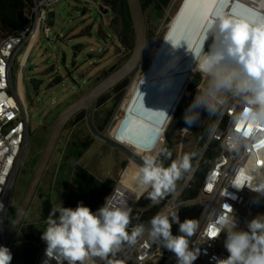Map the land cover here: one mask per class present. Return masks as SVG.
<instances>
[{
    "label": "rangeland",
    "instance_id": "1",
    "mask_svg": "<svg viewBox=\"0 0 264 264\" xmlns=\"http://www.w3.org/2000/svg\"><path fill=\"white\" fill-rule=\"evenodd\" d=\"M113 1L112 5H104L98 0H59L51 7L55 11L51 33L48 38L42 36L33 48L26 66L24 83L28 85L29 90L26 102L29 106L31 135L27 155L19 167L12 190L13 206H18L20 203L35 163L60 111L92 86L104 70L110 71L113 66L123 63L132 50L134 34L126 39V45L119 41L120 33L123 31L120 0ZM158 1L151 3L145 9L149 44L145 64L138 72L129 76V84L103 133H109L111 123L123 114V103L127 97L128 87L143 75L145 67L153 58L162 33L169 26L176 5L181 0ZM1 37L0 35V39ZM33 78L40 80L37 87L31 81ZM197 84L194 80L170 121L175 154L179 153L181 136L180 128L176 129L177 122L179 120L184 122L185 109L196 93ZM205 84L206 81L203 85ZM122 86L108 91L100 101L96 102L93 114L96 125L105 122L107 115L115 106L116 98L123 90ZM85 114L86 112L79 120L72 118L73 120L63 130L22 226L41 223V194L51 199L54 204L61 203L67 207L68 196L81 173L88 171L111 183L126 165L128 156L94 136L87 124ZM207 120L208 113L201 109L200 119L195 124H188L190 130L198 133L206 125ZM194 138L191 132L186 135L182 156L189 154L195 144ZM252 208L259 214H264V198L256 199ZM136 210L140 211V209ZM240 212L244 213V210L241 209ZM11 220L12 213L8 209L4 214V230ZM238 225L240 228V217ZM224 239L223 234L218 247L227 252L223 246ZM21 240L22 237L18 232L8 247L11 253Z\"/></svg>",
    "mask_w": 264,
    "mask_h": 264
},
{
    "label": "clouds",
    "instance_id": "2",
    "mask_svg": "<svg viewBox=\"0 0 264 264\" xmlns=\"http://www.w3.org/2000/svg\"><path fill=\"white\" fill-rule=\"evenodd\" d=\"M210 35L212 43L205 52L204 43ZM165 42L170 44L167 37ZM170 46L172 55L180 49L177 45ZM176 60L178 62V57ZM194 60L195 70L206 79V84L197 86L184 112L185 124H195L200 119L201 109L208 116L214 114L227 96L244 101L250 118L264 120V25L246 29L222 19L218 24L210 26L201 51L195 55ZM209 131H212L211 126ZM157 142H162L159 136L147 151H152ZM159 155L170 157L171 153L167 148H161L156 156L145 157L143 166L136 174L140 187L137 199L147 191V198L153 205L159 204L166 195L174 194L176 182L185 173H189L188 178L191 179L190 173L193 171L191 159L194 154H184L167 167L157 163ZM232 187L237 190L248 187L264 195V189L253 188L238 180H233ZM149 188L151 191H148ZM111 196L106 197L104 204L95 212L79 203L75 208L64 207L61 203L54 204L40 237L46 244L42 264H50L53 260L56 264H86L91 257L104 258L124 242L134 244L137 237L146 230L154 242L161 243L163 248L174 254L176 264H194L199 258L201 248L189 247L190 238L199 229L197 218L186 217L181 221L178 211L157 213L148 221L147 229L141 223L129 232L131 209L113 205ZM224 196L236 198L234 193L227 190ZM222 209L201 234V244L209 243L221 233L224 234L223 246L228 255L224 258L214 256L216 264H264V214L254 216L241 229L232 206L224 202ZM173 224H178V233L175 235L172 233ZM204 254H207L206 249ZM11 260V251L6 246H0V264H10Z\"/></svg>",
    "mask_w": 264,
    "mask_h": 264
},
{
    "label": "built area",
    "instance_id": "3",
    "mask_svg": "<svg viewBox=\"0 0 264 264\" xmlns=\"http://www.w3.org/2000/svg\"><path fill=\"white\" fill-rule=\"evenodd\" d=\"M59 0H23L24 13L28 18V23L21 30H14L13 33L5 35L0 39V232L4 230V214L12 205V190L16 180L19 167L27 155L31 135V121L29 118V106L26 102V92L24 77L27 72L26 66L33 48L37 45L42 36L48 38L51 33V26L46 23L48 11ZM264 25V14L258 18L255 24H251L246 29L256 28ZM210 42L205 48L208 51ZM196 81L197 86H203L206 81L199 72L194 71L188 87ZM197 88V87H196ZM186 90V91H187ZM186 93V92H185ZM184 97V96H183ZM183 99V98H182ZM182 104L180 101L178 107ZM176 108L174 114L176 113ZM247 105L238 98L227 96L224 104L212 115L208 116L206 125L198 133L190 130L188 124L180 127L181 136L179 153L175 154L173 160H178L182 156L183 143L186 135L191 132L195 137V144L189 154H194L191 159L193 171L190 173L191 179L198 169L201 159L213 141L216 142L217 151L207 170L206 178L200 188L199 195L195 199L180 201L179 197L183 190L190 184L189 173L176 182L174 194L165 196L163 206L158 213H171L178 211L183 204L198 203L200 212L198 215L199 229L190 238L189 247H200L201 255L194 261V264H216L214 256L224 258L227 252L218 247L220 236L209 243L201 244L202 230L214 219L215 214L222 211L224 202L230 204L234 210L237 220L240 217L241 229L246 227V222L254 216L260 215L253 210L252 206L256 199L264 198L257 192L251 191L248 187L237 190L232 187L233 180L246 183L253 188L264 189V120L250 118ZM173 114V116H174ZM212 131H209V128ZM239 126V131L237 130ZM167 128V127H166ZM165 130L162 132L160 141L157 142L152 151L153 142H145L142 153L139 156L144 160L147 156H156L165 142ZM247 133V135H245ZM133 163L138 168L143 165L134 159L128 158L126 165ZM119 173L115 183L106 197L111 196V203L115 206L140 209L143 211L153 204L141 207L137 202V194L140 187L136 176H128L123 179ZM227 190L235 194V199L224 196ZM145 193V192H144ZM143 193V194H144ZM140 197V196H139ZM244 210L241 213L240 210ZM148 221H139V217L134 224L128 227L131 232L137 224H144L149 227ZM174 235L177 233H173ZM46 244L41 246L40 252L34 264H42L45 259L44 250ZM204 249L207 254H204ZM176 264L174 254L161 246V243L154 242L147 230L140 236L134 244L122 243L114 248L104 258L91 257L86 264ZM50 264H56L53 260Z\"/></svg>",
    "mask_w": 264,
    "mask_h": 264
},
{
    "label": "bare ground",
    "instance_id": "4",
    "mask_svg": "<svg viewBox=\"0 0 264 264\" xmlns=\"http://www.w3.org/2000/svg\"><path fill=\"white\" fill-rule=\"evenodd\" d=\"M179 3L181 7L175 9L166 34L170 44L163 42L159 49L155 48L151 69L128 88L125 98L128 104L109 127L108 134L114 140L131 146L138 155L145 142L161 137L170 123L187 90L195 70L194 57L201 51L210 26L226 19L247 27L264 14V0H181ZM209 42L212 43L211 35L204 49ZM170 45L180 49L172 55ZM138 170L133 163L128 164L123 179L136 176Z\"/></svg>",
    "mask_w": 264,
    "mask_h": 264
},
{
    "label": "trees",
    "instance_id": "5",
    "mask_svg": "<svg viewBox=\"0 0 264 264\" xmlns=\"http://www.w3.org/2000/svg\"><path fill=\"white\" fill-rule=\"evenodd\" d=\"M98 1H101L104 5H112L114 3L113 0ZM155 1L156 0H141L144 10L147 8V6H149ZM24 7L25 6L23 0H0V35L2 37L14 32V30L11 28V25L17 21V13L20 10H23ZM120 9L123 23V31L121 32L122 34L120 33L121 36L119 38V41L123 45H126V39L131 38V35L133 34L132 20L126 0H120ZM197 80L198 78L195 79V81ZM123 81V90L120 95L116 98L117 101L115 100L116 103L113 110L107 115V118L105 119V122L102 125H96L100 131H103L106 125L109 124L111 117L114 113L115 107L121 101L122 95L124 94V91L129 84V77L125 78ZM119 87L120 85L117 84L111 90L118 89ZM103 95L100 96L97 101H100ZM84 112H86L85 109L81 110L73 117V119L79 120L83 118ZM73 119H71L70 121H72ZM170 124L171 123H169L166 128V142L162 148H167L171 155L170 157L166 155H159L157 157V163H162L164 167H167L171 163V160L175 155L171 140L173 133L170 132ZM184 125H186L185 122L179 120L177 122L176 129H179ZM215 146L216 142L213 141L208 150L205 152L203 158L201 159L198 169L192 177L190 184L183 190L182 194L180 195V201H186L198 197L200 188L206 178L207 170L210 167L212 160L216 156L217 151L215 149ZM114 182L115 181L113 180L111 183H107L88 171L81 173L76 178L73 188L71 189V192L68 196L67 207L75 208L79 203L87 206L91 211L95 212L100 206L104 204L105 198L112 189ZM148 191H151V188H149ZM147 197L148 192L146 191L143 195L139 197L138 205L141 207L150 205L151 200ZM40 202L41 223L39 225L29 223L26 226L21 227L19 233L22 237V240L12 252V260L10 264H34L40 252L41 246L45 244V242L42 241L40 237L43 230H45L47 226L46 220L49 211L54 205V203L51 199L44 197L43 194H41L40 196ZM163 203L164 201L161 200L159 204L152 205L151 207L143 211L133 210L130 215L131 222L128 227L132 226L138 217L140 222L150 220L152 216L156 215L161 210ZM16 208L17 206L13 205L9 208L12 213V218L15 214ZM199 212L200 205L198 203L183 204L179 208V218L181 221H183L186 217L198 218ZM172 233H178V224L172 225ZM124 264L132 263L126 262Z\"/></svg>",
    "mask_w": 264,
    "mask_h": 264
},
{
    "label": "water",
    "instance_id": "6",
    "mask_svg": "<svg viewBox=\"0 0 264 264\" xmlns=\"http://www.w3.org/2000/svg\"><path fill=\"white\" fill-rule=\"evenodd\" d=\"M126 1L132 20L134 34V44L129 56L123 63L117 66L110 73L105 74V72L103 71L101 73V75L103 76L102 79L82 92L60 111L54 121L44 147L35 163L31 177L25 187L20 203L16 208L11 223L5 230H3L1 234L0 246H6L8 248L14 240L15 236L20 231L23 220L28 212L29 206L35 196L40 181L43 177V174L45 173V170L54 153L63 130L65 129L69 121L81 110H86V121L94 136H96L106 144L112 146L113 148H117L123 151L128 156V158L134 159L136 162L143 165L142 158L133 150V148L129 147L128 145L119 143L118 141L114 140L108 133L106 134L100 131L93 120L95 104L98 98L110 91L116 84L129 77L132 73L138 72L140 68L145 64V59L148 55V23L146 20L145 10L143 8L142 2L141 0ZM180 7L181 3H178L176 5V9ZM54 19L55 11L51 9L48 11L46 23L51 26L54 24ZM27 23L28 18L26 17L24 10H20L17 13V21L11 25V28L13 30H21L26 26ZM167 30L168 27L162 33L159 39V43L156 45V48L159 49V46H161L163 42H165ZM205 48H207V46ZM152 61L153 58L145 67L143 75L151 69ZM139 78L137 80H139ZM31 81L34 83L35 87H37L40 83V80H37L35 78L31 79ZM134 82L135 80L133 81V83ZM130 86L128 88H130ZM25 92L26 95L29 94L27 84H25ZM127 104V100L124 101L123 107L125 108Z\"/></svg>",
    "mask_w": 264,
    "mask_h": 264
},
{
    "label": "flooded vegetation",
    "instance_id": "7",
    "mask_svg": "<svg viewBox=\"0 0 264 264\" xmlns=\"http://www.w3.org/2000/svg\"><path fill=\"white\" fill-rule=\"evenodd\" d=\"M117 66H113L112 67V69L110 70V71H108V70H104V72H105V74H108V73H110L112 70H114L115 68H116ZM103 78V76L101 75L98 79H97V81L96 82H98L100 79H102ZM124 80V79H123ZM120 81L118 84L120 85V87H121V85H123L124 84V81ZM95 82V83H96ZM94 83V84H95ZM93 85V84H92ZM117 85V84H116Z\"/></svg>",
    "mask_w": 264,
    "mask_h": 264
},
{
    "label": "snow or ice",
    "instance_id": "8",
    "mask_svg": "<svg viewBox=\"0 0 264 264\" xmlns=\"http://www.w3.org/2000/svg\"><path fill=\"white\" fill-rule=\"evenodd\" d=\"M237 130L239 131V126H238ZM245 135H247V133H245Z\"/></svg>",
    "mask_w": 264,
    "mask_h": 264
},
{
    "label": "crops",
    "instance_id": "9",
    "mask_svg": "<svg viewBox=\"0 0 264 264\" xmlns=\"http://www.w3.org/2000/svg\"><path fill=\"white\" fill-rule=\"evenodd\" d=\"M98 177V176H97Z\"/></svg>",
    "mask_w": 264,
    "mask_h": 264
}]
</instances>
